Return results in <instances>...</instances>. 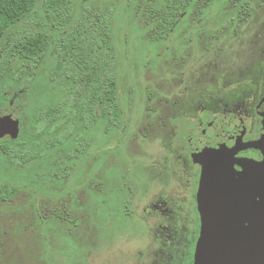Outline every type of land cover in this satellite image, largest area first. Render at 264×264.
<instances>
[{
	"label": "rangeland",
	"instance_id": "rangeland-1",
	"mask_svg": "<svg viewBox=\"0 0 264 264\" xmlns=\"http://www.w3.org/2000/svg\"><path fill=\"white\" fill-rule=\"evenodd\" d=\"M157 4L71 0V20L58 31L38 0L2 36L6 41L46 32L51 43L32 72L15 61L0 81V116L20 123L18 142L0 145L32 155L19 165L0 150V184L13 193L0 202V264H128L134 248L145 243L144 226L128 217L132 198L138 194L141 201L170 180L167 164L159 162L171 157L172 119L186 116L209 86L252 81L264 56V0H198L163 41L154 38L161 28L153 14ZM103 15L112 23L119 126L107 131V121L98 117L87 133L78 120L42 128L35 115L59 104L62 87L69 86L57 84L55 76L59 44L81 19L93 24Z\"/></svg>",
	"mask_w": 264,
	"mask_h": 264
},
{
	"label": "flooded vegetation",
	"instance_id": "flooded-vegetation-1",
	"mask_svg": "<svg viewBox=\"0 0 264 264\" xmlns=\"http://www.w3.org/2000/svg\"><path fill=\"white\" fill-rule=\"evenodd\" d=\"M260 60L250 83L209 86L186 116L177 115L170 122L167 149L171 157L166 153L167 159L159 162L167 164L170 180L166 186L155 185L141 201L138 194L133 196L134 210L128 217L144 226L145 243L133 247L136 255L128 258V264H194L200 234L196 195L204 163L198 151L229 147L233 163L262 161L261 151L246 148L260 139L263 129L264 56ZM234 169L241 171L238 165Z\"/></svg>",
	"mask_w": 264,
	"mask_h": 264
},
{
	"label": "trees",
	"instance_id": "trees-1",
	"mask_svg": "<svg viewBox=\"0 0 264 264\" xmlns=\"http://www.w3.org/2000/svg\"><path fill=\"white\" fill-rule=\"evenodd\" d=\"M154 1L158 4L156 9L153 8V14L159 19L158 25H161L154 36L157 40L166 37L177 17L198 0ZM37 2L38 0H0V81L15 61L32 72L48 51L51 39L46 32H35L21 39L2 40L7 31L33 12ZM42 10L47 17L56 20L54 28L58 31L60 28L64 29L71 20V0H42ZM96 17L98 22L93 24H87L85 19H81L77 29L59 44L55 54V76L57 84L69 86L62 87L65 97L59 104L35 115L42 128L58 129L68 121L74 123L78 120L83 132L87 133L98 117L107 121V131L120 124L118 83L114 73L113 50L108 41L112 23L104 15ZM25 72L22 70V73ZM19 138L20 136L15 140L16 143ZM87 146L85 142L77 149L82 153ZM0 150L7 156H15L18 161L16 164L19 165L32 158V155H19L20 151L7 145H0ZM12 194L7 185L0 184V202L11 199Z\"/></svg>",
	"mask_w": 264,
	"mask_h": 264
},
{
	"label": "water",
	"instance_id": "water-1",
	"mask_svg": "<svg viewBox=\"0 0 264 264\" xmlns=\"http://www.w3.org/2000/svg\"><path fill=\"white\" fill-rule=\"evenodd\" d=\"M19 134V121L1 115L0 141H15ZM246 148L261 151L262 161L233 163L229 147L197 152L204 163L196 195L200 234L194 264H264V121L260 139Z\"/></svg>",
	"mask_w": 264,
	"mask_h": 264
}]
</instances>
